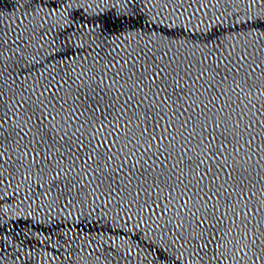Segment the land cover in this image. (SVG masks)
<instances>
[{
	"label": "water",
	"instance_id": "obj_1",
	"mask_svg": "<svg viewBox=\"0 0 264 264\" xmlns=\"http://www.w3.org/2000/svg\"><path fill=\"white\" fill-rule=\"evenodd\" d=\"M241 56L247 67L231 75L248 93L245 71L259 65L251 82L264 81L257 80L264 70V0H0V264H213L215 246L187 242L191 229L187 222L176 227L166 194L137 197L135 184L121 190L130 165L114 171V159L107 172L86 175L83 161L110 132L109 142L117 140L113 152L125 142L124 129L117 128L133 113L114 118L138 78L164 69L152 87L178 80L179 90L210 70L193 85L196 91L211 75H227ZM232 84L230 77L224 87ZM259 90L244 95L243 104H264ZM202 91L188 104L209 95ZM253 119L264 121V115L256 112ZM252 133L260 135L228 162L233 156L240 161L254 184L249 207L260 208L264 130L257 123ZM188 158L193 152L185 163ZM249 219L253 234L254 226L264 232V208H253ZM261 240L225 241L215 264H264Z\"/></svg>",
	"mask_w": 264,
	"mask_h": 264
},
{
	"label": "snow or ice",
	"instance_id": "obj_2",
	"mask_svg": "<svg viewBox=\"0 0 264 264\" xmlns=\"http://www.w3.org/2000/svg\"><path fill=\"white\" fill-rule=\"evenodd\" d=\"M245 59L244 56L238 57L236 67L230 68L228 74L221 76L219 80H216L218 74L211 75L209 80L200 85V89L203 90L200 94L208 93L209 95L199 102L192 100L191 104H188V99L200 90L193 91V85L210 70L202 71L197 75L193 85H190L188 89L179 88L177 90L178 80L175 84L165 83L163 87L156 84L153 88L152 85L164 69L138 78L133 82L132 93L127 95V99L123 101L114 118L119 121L128 112L133 113V117H129L117 128V133L120 128L124 129L125 142L116 152H113L112 148L117 140L109 142L112 135L110 132L108 137L99 141L90 150L83 161L87 166L86 175L87 170L97 174L101 169L107 172L114 159L116 161L114 171H123L126 166L130 165L123 179L124 188L121 190H128L129 186L135 184L134 195L137 197L145 192L149 196L155 193L158 198L161 194H166L164 198L167 199L168 204L176 208L175 215L179 220L176 227L182 228L187 222L191 229L187 242L191 243L195 240L201 249L215 246L213 255L210 257L213 264L218 260L219 255H223L220 249L225 241L229 244L235 241L234 246H238L242 239L247 241L251 236L252 243H255L260 236H264V232H260L258 227L254 226L255 234H253V229L248 227L251 223L249 216L253 214V208L256 213L264 208V205L260 208L255 205L252 208L249 207L252 196L255 195L254 192L249 195V191L254 184L240 170L239 160L233 156L234 163L228 162L233 152L239 155L243 144L251 146L258 138L260 133H252L257 123L261 130H264V121L253 119L256 112L264 115V104L259 107L251 104V101H249L251 107L249 104H243L244 95L253 93L257 88L260 90L255 94L264 96V81L259 84L251 82L259 65L251 67L245 71V76L241 77L248 88V93H245V89L241 87L236 76L231 75L235 72L238 76L240 71L247 67L244 65ZM134 75L135 73H131L127 80H132ZM185 75H188L186 70ZM260 76H264V70L261 71L257 80ZM230 77L233 84L230 87H224ZM173 79L175 80V77ZM141 83L144 87H141ZM144 88L148 91L144 92ZM169 88L172 92L165 94ZM222 88L223 91H221ZM141 92H144V95H140ZM123 95L125 93H121V96ZM236 100H240L241 104H237ZM145 105L147 107H144ZM196 108H199V111H196ZM141 109H143L142 116L137 115ZM249 112H252V116H248ZM246 116L248 117L247 123H245ZM242 124L243 128H241ZM132 125H135V130ZM189 125L192 127L189 128ZM101 127H104V124H101ZM210 128L211 132L208 131ZM28 131L31 132V129ZM245 133L251 135L241 143V138ZM27 134L24 133L25 136ZM20 138L23 139V137ZM193 139H197L195 145L191 144ZM230 144L231 149L228 147ZM101 147L105 151L97 153L96 149ZM190 151L193 152L195 158H188L185 163V158ZM245 154L248 160L253 159V154L247 151ZM152 156L156 159L153 160ZM141 161H143L142 164ZM157 169H159L158 172ZM101 183H104L103 178ZM109 188L111 190V185ZM129 195H133L131 190H129ZM174 200L175 204H173ZM177 204L179 207H176ZM166 210L167 205H165ZM226 220L228 223L225 226ZM260 223L261 221H257L256 225ZM217 225L222 227H217ZM185 231L187 232L188 229ZM234 232L235 235H233ZM260 243L264 244V240ZM239 250L237 247V251Z\"/></svg>",
	"mask_w": 264,
	"mask_h": 264
}]
</instances>
